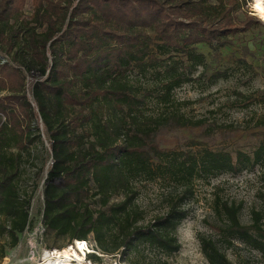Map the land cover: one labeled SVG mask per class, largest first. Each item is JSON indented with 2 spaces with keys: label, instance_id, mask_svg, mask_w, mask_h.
I'll list each match as a JSON object with an SVG mask.
<instances>
[{
  "label": "trees",
  "instance_id": "1",
  "mask_svg": "<svg viewBox=\"0 0 264 264\" xmlns=\"http://www.w3.org/2000/svg\"><path fill=\"white\" fill-rule=\"evenodd\" d=\"M250 2L0 0V262L31 229L37 186L31 191L26 176L29 158L45 141L52 158L42 194L45 237L91 240L123 262L130 255L138 259L142 248L167 257L180 252L176 235L188 215L180 204L185 197L144 224L134 183L168 175L189 192L198 180L264 164V144L253 155L203 148L165 160L158 141L163 129L194 125L183 115L149 116L144 107L155 94L161 104L171 103L199 69L205 76L208 57L200 46L215 56L235 46L255 57L238 44L264 26L244 11ZM29 75L38 78L29 81ZM147 75L156 79L154 89L132 81ZM228 76L217 71L212 80ZM223 209L226 240L264 255L261 214L254 213L247 227L237 208ZM202 252L208 264H233L212 240H202Z\"/></svg>",
  "mask_w": 264,
  "mask_h": 264
},
{
  "label": "rangeland",
  "instance_id": "2",
  "mask_svg": "<svg viewBox=\"0 0 264 264\" xmlns=\"http://www.w3.org/2000/svg\"><path fill=\"white\" fill-rule=\"evenodd\" d=\"M244 11L264 25V17L257 11L254 0ZM238 44L248 45L255 52V57L242 56L240 48L235 46L223 50L219 56L200 46L199 51L208 57L205 76L201 77L203 70L199 69L195 74L196 80L174 91L173 101L169 104H161L156 94L146 100L144 111L147 115H183L194 125L189 129H163L158 141L167 155L165 160H170L175 154H196L203 148L230 153L233 157L239 152L253 155L264 144V26H259L255 33L246 37L241 36ZM217 71H227L228 78L213 81L212 74ZM28 78L32 81L38 76L29 75ZM132 81L145 89H154L156 85L152 75L133 76ZM49 148L48 141H45L44 146L29 158L30 173L26 179L32 178L27 186L31 191L34 190L32 185L37 186L30 233L42 216L43 185L52 164ZM185 189L168 175L152 181L137 180L133 187L136 193L134 201L144 224L165 215L175 201L185 197L180 204L188 215L176 235L181 244L179 253L167 257L156 250L142 248L138 259L130 255L126 257L127 262H123L121 254H118L105 255L97 262L208 264L202 252V240H212L233 264H264L261 252L240 241L230 243L226 240L224 231L229 220L223 209L225 204L237 208L240 223L247 227L254 225V213L258 212L264 229V164L239 175L225 173L201 179L190 186L189 192ZM4 244L5 239L0 238V245ZM69 245L66 240L47 238L45 234L39 241L40 253L49 249H65Z\"/></svg>",
  "mask_w": 264,
  "mask_h": 264
},
{
  "label": "built area",
  "instance_id": "3",
  "mask_svg": "<svg viewBox=\"0 0 264 264\" xmlns=\"http://www.w3.org/2000/svg\"><path fill=\"white\" fill-rule=\"evenodd\" d=\"M32 211L33 206L31 215ZM30 230L27 232L26 239L29 251L26 261L31 264H100L93 257L105 256L91 240H75L65 249H49L40 253L39 241L42 240L46 231L42 216L31 233ZM12 258L7 256L0 264H10Z\"/></svg>",
  "mask_w": 264,
  "mask_h": 264
},
{
  "label": "crops",
  "instance_id": "4",
  "mask_svg": "<svg viewBox=\"0 0 264 264\" xmlns=\"http://www.w3.org/2000/svg\"><path fill=\"white\" fill-rule=\"evenodd\" d=\"M28 247L26 245V239L22 241L15 249L11 250L8 256L13 257L10 261V264H31L26 261L28 256Z\"/></svg>",
  "mask_w": 264,
  "mask_h": 264
},
{
  "label": "bare ground",
  "instance_id": "5",
  "mask_svg": "<svg viewBox=\"0 0 264 264\" xmlns=\"http://www.w3.org/2000/svg\"><path fill=\"white\" fill-rule=\"evenodd\" d=\"M257 11L264 17V0H254Z\"/></svg>",
  "mask_w": 264,
  "mask_h": 264
}]
</instances>
